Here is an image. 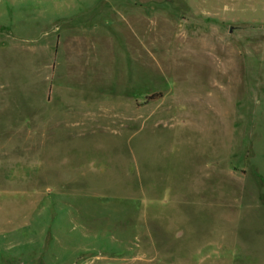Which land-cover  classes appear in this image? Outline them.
Masks as SVG:
<instances>
[{"label": "rangeland", "instance_id": "1", "mask_svg": "<svg viewBox=\"0 0 264 264\" xmlns=\"http://www.w3.org/2000/svg\"><path fill=\"white\" fill-rule=\"evenodd\" d=\"M39 1L0 0V264H264V0Z\"/></svg>", "mask_w": 264, "mask_h": 264}, {"label": "crops", "instance_id": "2", "mask_svg": "<svg viewBox=\"0 0 264 264\" xmlns=\"http://www.w3.org/2000/svg\"><path fill=\"white\" fill-rule=\"evenodd\" d=\"M12 2L13 1H21V3L24 1V0H11ZM31 2H34V3H38V4H42V2L41 1H39V0H30ZM53 1H55L56 2V0H49V2H53ZM45 3V2H44ZM61 3H64V4H67V1L66 0H61ZM21 10H22V8H21Z\"/></svg>", "mask_w": 264, "mask_h": 264}]
</instances>
